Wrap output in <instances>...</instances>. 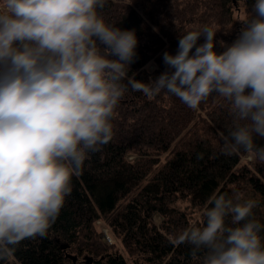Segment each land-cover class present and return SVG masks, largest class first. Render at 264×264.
<instances>
[{
	"label": "clouds",
	"instance_id": "9594fccd",
	"mask_svg": "<svg viewBox=\"0 0 264 264\" xmlns=\"http://www.w3.org/2000/svg\"><path fill=\"white\" fill-rule=\"evenodd\" d=\"M108 0H0V259L25 239L46 238L72 179L114 135L113 120L131 89L161 92L196 109L216 94L233 117L221 153L264 162V0H255L237 38L216 48L215 24L179 36L167 71L148 83L129 77L134 30L106 20ZM203 37L204 42L198 43ZM194 50V51H193ZM254 198L214 195L202 222L177 243L198 264H264Z\"/></svg>",
	"mask_w": 264,
	"mask_h": 264
},
{
	"label": "trees",
	"instance_id": "16d2710c",
	"mask_svg": "<svg viewBox=\"0 0 264 264\" xmlns=\"http://www.w3.org/2000/svg\"><path fill=\"white\" fill-rule=\"evenodd\" d=\"M254 2L108 0L104 15L135 31L128 75L148 83L168 70L163 54L175 55L179 36L196 26L215 24V50L222 52L219 41L230 45L237 38ZM232 122L229 105L216 94L191 109L174 95L149 98L130 86L116 109L113 138L73 177L47 237L25 239L0 264H198L191 246L176 237L202 222L211 197L234 191L259 201L253 212L264 224V162L221 153L220 133ZM103 228L115 244L104 242ZM261 237L264 242V232Z\"/></svg>",
	"mask_w": 264,
	"mask_h": 264
},
{
	"label": "bare ground",
	"instance_id": "6f19581e",
	"mask_svg": "<svg viewBox=\"0 0 264 264\" xmlns=\"http://www.w3.org/2000/svg\"><path fill=\"white\" fill-rule=\"evenodd\" d=\"M101 222L100 221H98V225L100 224ZM105 231H107L108 232V234L113 238V240H114V242L112 243V244H115L116 243V240L114 239V237L110 234V232H109V230L107 229V228H103V230H102V238H103V240H104V242H106V243H108V244H111V243H109V242H107L106 240H105ZM100 237V238H101ZM87 264V263H86Z\"/></svg>",
	"mask_w": 264,
	"mask_h": 264
},
{
	"label": "built area",
	"instance_id": "2783aa9c",
	"mask_svg": "<svg viewBox=\"0 0 264 264\" xmlns=\"http://www.w3.org/2000/svg\"><path fill=\"white\" fill-rule=\"evenodd\" d=\"M105 240L111 244L114 242L113 238L108 234L107 231H105Z\"/></svg>",
	"mask_w": 264,
	"mask_h": 264
},
{
	"label": "rangeland",
	"instance_id": "374dc122",
	"mask_svg": "<svg viewBox=\"0 0 264 264\" xmlns=\"http://www.w3.org/2000/svg\"><path fill=\"white\" fill-rule=\"evenodd\" d=\"M262 210L264 212V206L262 207ZM196 211V210H195ZM196 213V212H195ZM154 220L157 222V223H160L161 222V218L158 214L154 215Z\"/></svg>",
	"mask_w": 264,
	"mask_h": 264
},
{
	"label": "water",
	"instance_id": "95a60500",
	"mask_svg": "<svg viewBox=\"0 0 264 264\" xmlns=\"http://www.w3.org/2000/svg\"><path fill=\"white\" fill-rule=\"evenodd\" d=\"M92 263V260L91 259H88V264H91Z\"/></svg>",
	"mask_w": 264,
	"mask_h": 264
}]
</instances>
